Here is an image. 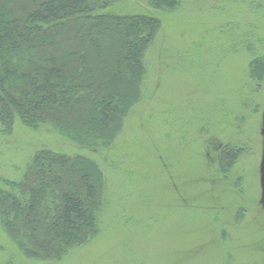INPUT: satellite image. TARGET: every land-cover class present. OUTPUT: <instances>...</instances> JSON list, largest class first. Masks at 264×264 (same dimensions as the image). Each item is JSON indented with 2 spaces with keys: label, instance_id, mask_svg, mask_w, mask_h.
I'll return each instance as SVG.
<instances>
[{
  "label": "rangeland",
  "instance_id": "rangeland-1",
  "mask_svg": "<svg viewBox=\"0 0 264 264\" xmlns=\"http://www.w3.org/2000/svg\"><path fill=\"white\" fill-rule=\"evenodd\" d=\"M247 1L183 0L168 13L145 0L108 8L162 22L145 53L142 100L113 146L88 152L18 120L0 135L3 190L41 148L96 160L105 176L101 231L60 262H35L0 226V264H264V82L249 79L240 39L253 28L264 40V21ZM224 145L244 151L222 170Z\"/></svg>",
  "mask_w": 264,
  "mask_h": 264
},
{
  "label": "trees",
  "instance_id": "trees-1",
  "mask_svg": "<svg viewBox=\"0 0 264 264\" xmlns=\"http://www.w3.org/2000/svg\"><path fill=\"white\" fill-rule=\"evenodd\" d=\"M120 1L0 0V135H10L18 120L88 152L113 146L142 100L145 53L162 28L147 13L108 11ZM145 1L167 13L183 4ZM247 2L264 21V0ZM254 31L240 39L251 58L249 79L261 84L264 40ZM243 151L224 147L222 170ZM2 183L0 226L24 260L60 262L101 231L105 176L86 154L38 149L19 181Z\"/></svg>",
  "mask_w": 264,
  "mask_h": 264
},
{
  "label": "flooded vegetation",
  "instance_id": "flooded-vegetation-1",
  "mask_svg": "<svg viewBox=\"0 0 264 264\" xmlns=\"http://www.w3.org/2000/svg\"><path fill=\"white\" fill-rule=\"evenodd\" d=\"M224 147H232V146H228V145L219 146V147L217 148V150H219V151H218V154L221 152V150H222ZM233 148H234V147H233ZM218 159H219V155H218ZM219 164H220V160H219Z\"/></svg>",
  "mask_w": 264,
  "mask_h": 264
}]
</instances>
